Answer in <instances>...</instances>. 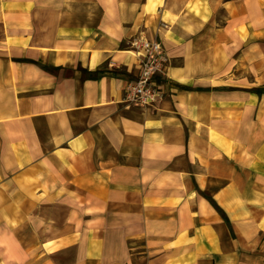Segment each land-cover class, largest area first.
<instances>
[{
  "label": "crops",
  "instance_id": "obj_1",
  "mask_svg": "<svg viewBox=\"0 0 264 264\" xmlns=\"http://www.w3.org/2000/svg\"><path fill=\"white\" fill-rule=\"evenodd\" d=\"M0 264H264V0H0Z\"/></svg>",
  "mask_w": 264,
  "mask_h": 264
},
{
  "label": "built area",
  "instance_id": "obj_2",
  "mask_svg": "<svg viewBox=\"0 0 264 264\" xmlns=\"http://www.w3.org/2000/svg\"><path fill=\"white\" fill-rule=\"evenodd\" d=\"M130 46L140 55L141 70L136 79L126 83L123 100L126 104L139 103L147 106L162 96L154 82V76L164 73L168 59L155 38L136 36L131 40Z\"/></svg>",
  "mask_w": 264,
  "mask_h": 264
}]
</instances>
